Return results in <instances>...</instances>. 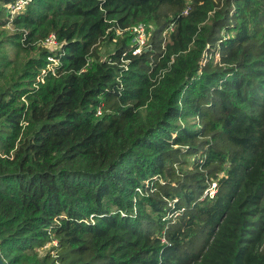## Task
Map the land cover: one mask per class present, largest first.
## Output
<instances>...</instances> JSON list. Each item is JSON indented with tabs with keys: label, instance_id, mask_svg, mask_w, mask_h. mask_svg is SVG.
I'll return each instance as SVG.
<instances>
[{
	"label": "trees",
	"instance_id": "1",
	"mask_svg": "<svg viewBox=\"0 0 264 264\" xmlns=\"http://www.w3.org/2000/svg\"><path fill=\"white\" fill-rule=\"evenodd\" d=\"M16 2L0 0L5 263L264 264V0Z\"/></svg>",
	"mask_w": 264,
	"mask_h": 264
},
{
	"label": "built area",
	"instance_id": "2",
	"mask_svg": "<svg viewBox=\"0 0 264 264\" xmlns=\"http://www.w3.org/2000/svg\"><path fill=\"white\" fill-rule=\"evenodd\" d=\"M30 2V0H17V2L15 3V5L12 7V13L15 14V13H18V12H21L24 7ZM139 27V28H138ZM137 28H134V31L137 32L141 29H143L142 26H138ZM139 29V30H138ZM143 36H144V32H143ZM138 48L136 49L135 53L136 54H139L141 53L143 47L145 46L146 42L144 40V37L141 38L140 41H138ZM45 46L49 47V48H56L58 47V44H57V41H56V37L55 36H51L50 38H48L45 43H44ZM52 60V59H51ZM214 193V190L211 191V194Z\"/></svg>",
	"mask_w": 264,
	"mask_h": 264
},
{
	"label": "rangeland",
	"instance_id": "3",
	"mask_svg": "<svg viewBox=\"0 0 264 264\" xmlns=\"http://www.w3.org/2000/svg\"><path fill=\"white\" fill-rule=\"evenodd\" d=\"M143 27V26H142ZM139 28V27H138ZM139 30V29H138ZM146 27H143V29L139 30L136 32V38H137V42L141 40L142 37H144V40L146 42L147 40V36H146ZM135 32V31H134ZM143 32H144V36H143ZM107 48H105V52H107ZM109 51V50H108ZM107 56V55H106Z\"/></svg>",
	"mask_w": 264,
	"mask_h": 264
},
{
	"label": "water",
	"instance_id": "4",
	"mask_svg": "<svg viewBox=\"0 0 264 264\" xmlns=\"http://www.w3.org/2000/svg\"><path fill=\"white\" fill-rule=\"evenodd\" d=\"M0 264H6L1 255H0Z\"/></svg>",
	"mask_w": 264,
	"mask_h": 264
}]
</instances>
